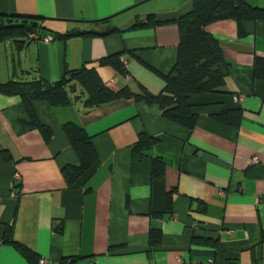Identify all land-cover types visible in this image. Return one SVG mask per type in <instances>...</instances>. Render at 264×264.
<instances>
[{
    "label": "crops",
    "instance_id": "obj_1",
    "mask_svg": "<svg viewBox=\"0 0 264 264\" xmlns=\"http://www.w3.org/2000/svg\"><path fill=\"white\" fill-rule=\"evenodd\" d=\"M246 1L264 8V0ZM192 8V0H0V23L32 16L44 34L95 32L1 42L0 84L54 83L86 67L114 91L159 94L181 30L177 22L142 23L151 13L170 19ZM205 30L229 66L223 91L189 97L193 128L133 98L89 109L77 86L67 106L34 101L52 130L47 139L29 125L21 96L0 93V264H264V22L219 19ZM114 55L126 70L123 61L100 63ZM235 108L237 125L215 118ZM68 122L86 130L98 153L76 183L65 171L80 162ZM142 133L156 142L137 151ZM153 230L161 232L158 244Z\"/></svg>",
    "mask_w": 264,
    "mask_h": 264
},
{
    "label": "trees",
    "instance_id": "obj_2",
    "mask_svg": "<svg viewBox=\"0 0 264 264\" xmlns=\"http://www.w3.org/2000/svg\"><path fill=\"white\" fill-rule=\"evenodd\" d=\"M192 2L193 8L189 13L170 19H159L156 13H151L147 16L146 23H142V25H157L177 22L181 30L177 62L171 73L164 76L166 86L159 94H152L145 89L137 93L129 87L114 91L104 84L95 69L86 67L68 71L61 80L54 83L42 80H11L0 84V93L21 96L31 118L29 125L39 127L47 139L51 137L52 130L39 120L34 109V101L44 100L51 106H67L72 103L70 92L75 91L77 86H80L83 93L87 94L85 106L89 109L121 98H133L136 101L157 104L165 118L193 128L197 122V115L188 103L189 97L195 94L223 91L229 66L223 58L217 39L205 30V26L215 20L227 18L236 19L239 22H264V8L252 6L246 0H192ZM2 18L0 43L12 39L22 46L30 40L29 34L32 32L45 33L37 17L20 15ZM46 34L53 35L55 40L56 38L66 39L72 36L95 34V32L73 31L66 34ZM121 61L123 59L120 55H114L101 59L100 63L118 66ZM122 63V70H126L125 61ZM215 118L221 122L237 125L241 118V110L240 108L226 110L216 114ZM64 130L80 159L78 165L65 170L69 182L76 183L97 162L98 153L91 137L82 126L68 122L64 124ZM155 142L154 137L142 133L135 149L141 151ZM171 204L172 196L169 194V207ZM8 230L7 240L10 241L12 231L10 228ZM160 241L161 232L153 230L151 243L158 244ZM24 250L29 254V251Z\"/></svg>",
    "mask_w": 264,
    "mask_h": 264
},
{
    "label": "built area",
    "instance_id": "obj_3",
    "mask_svg": "<svg viewBox=\"0 0 264 264\" xmlns=\"http://www.w3.org/2000/svg\"><path fill=\"white\" fill-rule=\"evenodd\" d=\"M29 39L30 40H37L45 43H49L54 40V36L51 34H41L37 31L32 32L29 34ZM125 65L127 66V63L125 62ZM242 99V96H236L235 100L240 101ZM256 161V158L254 159ZM19 178V175L16 173L14 176V182ZM15 193V191H14ZM13 193V194H14ZM2 242H0V247H1ZM49 261L47 259H40L39 264H48Z\"/></svg>",
    "mask_w": 264,
    "mask_h": 264
}]
</instances>
